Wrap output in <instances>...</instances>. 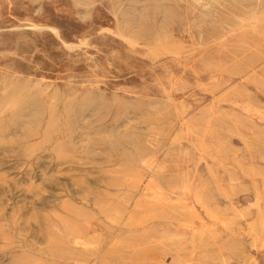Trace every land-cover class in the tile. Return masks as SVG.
<instances>
[{
	"label": "rangeland",
	"instance_id": "obj_1",
	"mask_svg": "<svg viewBox=\"0 0 264 264\" xmlns=\"http://www.w3.org/2000/svg\"><path fill=\"white\" fill-rule=\"evenodd\" d=\"M0 264H264V0H0Z\"/></svg>",
	"mask_w": 264,
	"mask_h": 264
}]
</instances>
